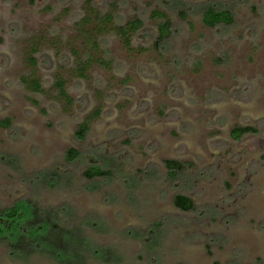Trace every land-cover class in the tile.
<instances>
[{"label": "rangeland", "instance_id": "1", "mask_svg": "<svg viewBox=\"0 0 264 264\" xmlns=\"http://www.w3.org/2000/svg\"><path fill=\"white\" fill-rule=\"evenodd\" d=\"M88 2L0 0V264H67L59 250L69 264L78 253L82 264H264V0H90L117 25L143 26L131 51L104 35L111 67L79 79L71 49L83 51ZM210 5L234 22L206 27ZM156 9L172 23L162 43ZM33 45L44 93L21 81ZM57 74L72 105L57 99ZM236 126L256 132L236 140ZM166 160L188 165L172 180ZM91 166L109 175L87 178ZM176 194L195 209L180 212ZM32 204L57 210L64 230L21 250L31 214L11 225L3 214Z\"/></svg>", "mask_w": 264, "mask_h": 264}, {"label": "trees", "instance_id": "2", "mask_svg": "<svg viewBox=\"0 0 264 264\" xmlns=\"http://www.w3.org/2000/svg\"><path fill=\"white\" fill-rule=\"evenodd\" d=\"M87 3L90 5L89 10H86L84 13L83 18L76 24V29L78 32L79 41H81L83 51H79L75 48H72V56H73V68L71 70L73 76L84 79L87 78L88 73L90 70L95 66L98 65L101 68H110L111 61L99 56V52L101 51V38L110 33H114L117 35L126 48L130 51L133 50L132 47V38L135 34L142 28L143 22L139 18H133L122 25H117L115 23V15L114 12L109 13H102L100 10L95 8L90 4V0ZM151 16L158 21V43H162L163 41L167 40L171 33H172V23L168 18L167 14L161 12L159 10H153ZM184 17L185 15L182 14ZM203 24L208 28H215L220 25H230L234 22L233 14L228 10L218 9L214 5L207 6L203 12L202 16ZM157 43V44H158ZM40 51L37 45L32 46L31 54L28 57L30 73L27 76L21 78V81L25 88L33 93H44V86L42 79L39 77L37 72L38 60L35 57ZM67 81L66 79L57 74L54 76V83H53V90L56 92L57 99L64 100L68 103V105H72L74 100L67 92L66 88ZM99 111L94 114L97 116ZM93 116V117H94ZM9 121L5 125H8ZM88 122H84L83 124L79 125L77 131V137L79 139H84L85 135L88 131ZM248 132H256V129L249 127V126H236L232 131V136L236 139L240 138L242 135ZM79 156V153L76 149H69L68 151V160L73 161ZM166 168L168 169V177L174 180L177 176L178 171L184 169V164L180 161L176 160H166L165 162ZM87 178H94V177H101L109 175V172L101 169L98 166H91L84 174ZM174 205L182 211H193L195 209V205L193 200L185 195L178 194L174 198ZM65 209V208H64ZM27 213L31 214V220L28 221L29 225H32V228L28 229V234L26 236L16 237L14 240L15 248L22 249L21 245L17 241L25 239L27 237H38V234H41L50 231L56 233H62L64 227L58 225L57 222V210H42L37 205H28L24 208L20 209H11L5 211L3 216L5 221L3 223H8L9 221L14 223L15 218H21L22 214ZM39 215V216H38ZM38 224V225H37ZM11 225V224H10ZM35 225H37L35 227ZM34 226V227H33ZM11 227V226H10ZM21 229V226H19ZM18 231L17 228H14ZM0 232H2V227L0 223ZM19 233V232H18ZM18 236V235H17ZM87 241V240H86ZM88 243V242H87ZM89 245V244H88ZM38 247V246H36ZM29 252H31L32 247H28ZM20 250V251H21ZM55 254L59 258L62 259L65 263L69 264L68 257H66V253L63 251H58ZM81 254V255H80ZM75 254L73 257L71 256V264H82L81 257L84 256L83 253ZM98 254V253H97ZM78 257V258H77ZM74 258L78 259L76 262L73 260Z\"/></svg>", "mask_w": 264, "mask_h": 264}, {"label": "flooded vegetation", "instance_id": "3", "mask_svg": "<svg viewBox=\"0 0 264 264\" xmlns=\"http://www.w3.org/2000/svg\"><path fill=\"white\" fill-rule=\"evenodd\" d=\"M83 124V123H82ZM81 125V124H80ZM249 127H251V126H249ZM235 128V127H234ZM233 128V129H234ZM253 128V127H252ZM255 129V128H254ZM233 131V130H232ZM250 133H254V132H248V133H245L244 135H242L240 138H238V139H236V138H234L233 136V138L234 139H236V140H240V139H242L245 135H247V134H250ZM231 134H232V132H231ZM177 161V160H176ZM181 162V161H180ZM183 164H184V166H186V165H188L187 163H185V162H182ZM176 195H178V194H176ZM182 195V194H181ZM175 198V197H174ZM194 202V201H193ZM173 204H174V199H173ZM175 206V205H174ZM175 208H177L176 206H175ZM180 212H186V211H182V210H180L179 208H177ZM190 212V211H189Z\"/></svg>", "mask_w": 264, "mask_h": 264}]
</instances>
